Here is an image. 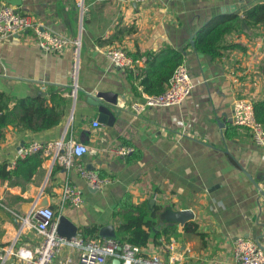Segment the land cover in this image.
Wrapping results in <instances>:
<instances>
[{
    "label": "crops",
    "instance_id": "1",
    "mask_svg": "<svg viewBox=\"0 0 264 264\" xmlns=\"http://www.w3.org/2000/svg\"><path fill=\"white\" fill-rule=\"evenodd\" d=\"M20 2L17 10L32 16L44 30L78 43V69L74 80L73 46L43 52L30 31L0 38V92L25 98L46 96L53 88L68 101L66 117L52 129L31 133L7 128L0 142V166L13 169L19 160L17 151L30 143L74 141L90 150L75 164L98 176L102 173L110 183L101 190L90 189L74 168L60 166L53 153L43 157L29 179L0 177L1 264H21L7 249L33 251L42 241L32 219L39 208L52 209L55 223L61 216L68 219L77 228V240L96 239L107 225L116 235L113 211L125 194L153 214L151 238L141 249L158 255L165 264H234L237 238L264 245V147L231 120L236 99L264 101V28L226 36L225 45L241 49L224 51L216 60L196 53L190 45L211 18L241 16L264 0H83L82 10L78 0ZM110 47L138 57L139 78L133 77L138 94L127 71L107 57ZM166 47L185 50L183 63L193 90L179 105L137 112L134 106H143L147 95L139 85L146 54ZM97 93L117 96L120 114L112 126L99 123L97 108L86 102L87 95ZM120 146H130L133 152L115 157L112 151ZM134 152L139 158L132 160ZM67 186L80 191L78 208L64 202ZM165 207L189 210L193 219L163 228L156 215ZM190 223L195 231H184ZM156 233L161 234L157 243ZM79 249L61 244L53 264H77Z\"/></svg>",
    "mask_w": 264,
    "mask_h": 264
},
{
    "label": "built area",
    "instance_id": "2",
    "mask_svg": "<svg viewBox=\"0 0 264 264\" xmlns=\"http://www.w3.org/2000/svg\"><path fill=\"white\" fill-rule=\"evenodd\" d=\"M136 3H144L148 0H132ZM78 6L83 9V0H78ZM30 31L41 51L46 53L61 52L68 46H73L72 77L76 80L78 69V43L66 36L50 33L42 28L40 24L28 14H23L17 8L3 4L0 6V38L12 35H21ZM107 57L115 67L130 71L136 77L138 75L137 64L139 60L133 59L120 47H110L106 51ZM193 84L187 66L183 63L176 68L169 80L167 89L157 96H145L144 105H135L134 110L141 112L144 107H171L181 104L192 92ZM75 95L74 90L70 93ZM232 124L235 127L245 128L249 131L253 142L260 147H264V127L255 119L253 104L245 98L236 99L232 106ZM95 122L93 127H97ZM90 152L88 146L74 141L56 144H40L33 142L21 147L17 151V158L23 159L27 156L40 153L42 157H48L53 153L54 160L65 170L74 168L80 178L92 190H101L110 183V179L102 178L94 172L84 170L75 164V159H79ZM133 152L130 146H120L112 151L115 157L124 158ZM63 200L70 206L78 208L82 203V196L78 189L67 186L63 192ZM32 219L34 228L43 237L42 241L33 251L18 249L13 252L7 249L8 254H12L21 260V264H53V260L61 244L75 245L79 247L80 253L77 264H107L113 258H118L121 264H165L156 254H144L142 249L120 246L115 239H91L83 242L73 238L66 242L55 234V214L50 208L37 209ZM118 249H120L118 251ZM170 251V250H169ZM234 264H264V245L257 241L239 237L233 245ZM4 257L0 256V264Z\"/></svg>",
    "mask_w": 264,
    "mask_h": 264
},
{
    "label": "trees",
    "instance_id": "3",
    "mask_svg": "<svg viewBox=\"0 0 264 264\" xmlns=\"http://www.w3.org/2000/svg\"><path fill=\"white\" fill-rule=\"evenodd\" d=\"M7 0H0L6 2ZM5 4V3H4ZM256 27L264 28V3L256 4L244 10L241 16L219 15L211 18L193 37V50L201 55L216 60L227 50L241 49L236 44H224L226 36L240 35L244 29ZM185 50L178 51L163 48L158 52L146 54V69L142 73L139 85L149 96L162 94L168 87L170 78L178 66L185 60ZM133 58H138L134 57ZM127 76L134 87V74L127 71ZM139 78V75L136 76ZM255 119L264 127V101L253 102ZM68 101L57 91L51 88L48 95L15 98L0 92V142L3 140L7 128L19 132L28 131L38 133L52 129L61 124L66 117ZM232 133V132H231ZM229 133L227 137L230 136ZM233 134V133H232ZM139 154L134 152L130 159H138ZM40 153L19 159L13 169L7 170L8 164L0 166V177L29 179L43 161ZM101 177L102 173H98ZM153 214L149 215L146 205H135L129 194H125L113 211V219L117 222L115 239L120 246L127 245L134 248L145 247L151 238L154 222ZM183 230L194 232L193 224L186 225ZM170 231H163L164 234ZM160 233L154 235V242L159 239Z\"/></svg>",
    "mask_w": 264,
    "mask_h": 264
},
{
    "label": "water",
    "instance_id": "4",
    "mask_svg": "<svg viewBox=\"0 0 264 264\" xmlns=\"http://www.w3.org/2000/svg\"><path fill=\"white\" fill-rule=\"evenodd\" d=\"M5 3L15 8L21 4L20 0H7ZM190 45L191 47L194 46L193 40L190 41ZM86 102L90 106L97 108L98 121L102 125L112 126L115 118L120 114V111L116 108L117 96L115 94L97 93L95 95H87ZM254 185L258 189L257 185ZM261 194L264 195L263 193ZM192 219L193 214L191 211L174 212L170 207H165L156 215V223L163 228H171L175 225L183 226ZM55 234L58 238L69 242L77 236V228L68 219L61 216L56 221ZM98 238L115 239L113 227L110 225L102 227L98 232ZM111 264H121V261L118 258H113Z\"/></svg>",
    "mask_w": 264,
    "mask_h": 264
}]
</instances>
